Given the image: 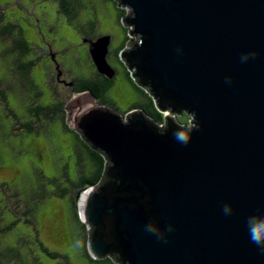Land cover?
<instances>
[{"label": "water", "instance_id": "water-1", "mask_svg": "<svg viewBox=\"0 0 264 264\" xmlns=\"http://www.w3.org/2000/svg\"><path fill=\"white\" fill-rule=\"evenodd\" d=\"M116 1L136 37L122 59L164 122L91 92L67 104L69 126L107 161L80 203L91 257L264 264V0ZM111 39L88 44L113 79ZM185 112L191 125L171 117Z\"/></svg>", "mask_w": 264, "mask_h": 264}, {"label": "rangeland", "instance_id": "rangeland-1", "mask_svg": "<svg viewBox=\"0 0 264 264\" xmlns=\"http://www.w3.org/2000/svg\"><path fill=\"white\" fill-rule=\"evenodd\" d=\"M86 1L80 8L82 21L79 19L78 22L86 23L95 10L98 21L96 34L111 36L108 61L116 71V85L108 91L107 97L116 101L118 113L126 114L132 107H141L146 103V99L130 81L128 76L130 72L125 64L115 57V53L126 40V29L129 33L133 26H123L122 19L120 21L118 11L112 2ZM121 9L127 11V8ZM0 11L5 21L11 20L21 27L26 40L33 48L30 54L21 60H37L31 72V79L36 84V91L41 92L42 96L36 105L38 103L47 105L62 100L66 103L64 107L66 111L67 104L78 96L71 88L57 82V73H59L57 78L64 76L68 84L73 78H89L92 73L89 62L91 59L79 56L85 53L89 44L87 40L81 44L76 33L78 22L70 24L64 16L58 15L53 0H0ZM127 15L128 12L125 17ZM3 26L4 23L0 24V91L7 93L8 107L0 98V215L4 208H7L14 214L16 220L19 218L23 220L29 204L36 207L37 221L34 225L19 222L12 230V235H5L2 240H8L7 243L11 244V247L17 243L24 253L25 247L20 244L21 235L32 249L37 248L35 240L38 235L41 237L39 240L41 242L44 240L51 251L66 256L70 264H98L91 263L84 257L78 229L70 219L69 201L54 195L55 187L48 182V179H57L62 185L65 184L63 173L67 171L69 176L74 178L80 171L82 163L88 161L75 135L64 130L59 120L60 116L54 121L41 118L40 122L36 123L39 126L38 130H41L38 133L14 132L16 119L11 115L7 116L9 110H12L20 122L32 120L28 109L33 103L34 96L22 84L19 75L13 72V68L22 61H17L19 51L14 42L16 36L3 33ZM129 37L130 41H136V37L130 35ZM126 49L127 46L124 50ZM52 52L55 53V59L59 64L57 66H52L49 58ZM76 57L80 59L76 60ZM131 79L136 84L132 77ZM50 84L55 86L53 92ZM171 117L179 123L186 121L188 125L192 123V117L187 113L171 114ZM84 192L79 197V209ZM7 218L10 221L8 215ZM1 227L5 228L6 223L0 222ZM53 230L61 235L57 241L51 237ZM36 253L41 257L43 264L59 262L44 256L39 249Z\"/></svg>", "mask_w": 264, "mask_h": 264}, {"label": "trees", "instance_id": "trees-1", "mask_svg": "<svg viewBox=\"0 0 264 264\" xmlns=\"http://www.w3.org/2000/svg\"><path fill=\"white\" fill-rule=\"evenodd\" d=\"M55 2V9L57 10L58 15L64 16L66 20L73 24L76 21L82 19L80 8L82 3H86V0H53ZM104 2H112L114 4L115 9L118 11L120 21L124 18V16L127 14V11L125 9H121L118 7V4L116 0H101ZM5 17L3 13L0 11V24L4 23L3 26V33L10 34L12 36H16V39L14 40L16 44V48L19 51L18 56L19 59L17 61H20L21 58L25 57L26 55L30 54V52L33 50L31 45L28 43V41L25 38L24 31L21 29V27L11 20L5 21ZM82 21V20H81ZM78 22L76 27V33L79 35V39L84 42L83 39L80 38H86L87 42L89 40H96L97 38L101 37L96 34V29L98 25L96 11L94 10L90 19L85 22ZM127 37L125 42L122 44L121 48L115 53V57L125 64L126 63L122 59V52L124 48L127 46L128 41H130L128 29H126ZM112 40V39H111ZM85 43V42H84ZM109 54H110V47H109ZM109 54L107 56V60H109ZM81 55V56H80ZM80 57L85 56V59H91L89 62L91 63L92 73L89 78L81 77L77 80L78 86L75 89L74 94L79 95L81 93L91 92L94 96H96L98 102L103 105L112 108L113 110L117 111L116 108V101H114V104L112 105L111 102L107 99L108 91L111 87V81L107 79L108 77L106 75L101 74L92 58L89 52V48L86 49L84 54H79ZM76 57V60L80 59ZM49 58L51 59L52 66L59 65L55 59V54L52 53ZM41 58H38L40 60ZM22 61V60H21ZM109 62V61H108ZM21 64L13 68V72L19 75V78L21 79L22 84L27 88L29 92H31L34 96L33 103H31V107L29 109V114L32 116V120H29L26 123L20 122L17 115L12 111L9 110V113H7V116L10 115L15 118V127L13 129L14 132L24 131L27 133H33V132H40L39 126L36 125V123L41 118H45L50 121L56 120L59 116V120L61 121V125L64 128V130L71 132L75 135V138L77 139V142L80 146V148L83 149L85 156L87 158L86 163H82L80 171L75 175L74 178L70 177L68 172L63 173V178L65 179V184L62 185L60 181L57 179H48L49 185H53L54 191L53 194L58 196L59 198L67 199L69 201V207H70V219L72 222L75 223L78 232H79V239H80V245L82 249V253L84 257H86L91 263H98V264H118L111 258H107L104 260H94L89 251H88V240H89V233L86 224L82 221L80 217L79 212V197L80 194L83 191L88 190L90 187L97 185L102 181L104 178V172L106 169V158L99 152L93 150L86 142L82 139L80 134L73 130L66 118V111L64 109L66 103L62 100H56V102L53 101L52 104L47 105H41L38 103L36 105L37 101L42 96L41 92L36 91V84L31 79V72L34 68V66L37 63V60H27L20 62ZM110 64V63H109ZM114 69V68H113ZM127 70L128 67H127ZM130 72V71H129ZM95 73V74H94ZM59 75V73H58ZM131 72L128 73V76L130 78V81L135 86L136 90L139 91L144 99H146V103H144L141 107H132L130 111L133 109L139 108L147 112L149 116H151L152 119H155L158 124L162 125L164 122V115L162 113H159V111L156 109L154 99L151 97L148 91H146L145 88L140 87L139 85H136L134 81L130 77ZM0 98L3 100V102L6 103V107H8L7 104V93L0 91ZM186 113V112H185ZM183 113V114H185ZM125 115V114H123ZM188 115V114H187ZM179 121V117L177 118ZM184 124H188V121L183 122ZM182 123V124H183ZM18 196L17 194H14ZM14 197V196H12ZM28 208L25 211V214L23 215L24 219L16 220L14 214L12 212H9L7 208H4V212L0 215V222L3 221V223H6V227L0 228V264H43V261L41 260V257L37 256V249L41 251V253L52 259V260H58L59 262L55 264H70L69 259L64 256L60 255V253L51 251L49 247L46 245L44 240L42 242L39 240V237L37 235V238L35 240V244L37 248L32 249L27 243L25 242V237L21 235V246L25 247V252L23 253L22 250L18 247V244L14 247H11V244H8V240H2L5 235H12V230L16 228V226L19 224V222L24 221L26 225H34L36 224L37 217L35 214L36 207H31L29 204H27ZM7 215L10 217V221H8ZM58 232H55L53 230V233H51V237L54 241H57L59 239L60 234H57ZM4 235V236H2ZM41 238V237H40ZM26 245V246H25ZM15 248V249H13ZM4 251V252H2ZM27 252V254H26ZM40 260V261H39ZM38 262V263H37ZM48 264V263H47Z\"/></svg>", "mask_w": 264, "mask_h": 264}, {"label": "flooded vegetation", "instance_id": "flooded-vegetation-1", "mask_svg": "<svg viewBox=\"0 0 264 264\" xmlns=\"http://www.w3.org/2000/svg\"><path fill=\"white\" fill-rule=\"evenodd\" d=\"M80 38L81 39H83V40H85L86 41V38H82L81 36H80ZM84 44V42H82V40H81V44ZM53 53V52H52ZM55 54V53H54ZM51 55V54H50ZM59 71V70H58ZM95 74V73H94ZM57 76H58V73H57ZM57 76H56V80H57V82L58 83H61V84H63L65 87H69V88H71V90H72V92H75V89H76V87L78 86V83H77V80L79 79V78H73V79H71V81L69 82V84H68V82L66 81V79H64V76H61L60 78H57ZM115 77H116V75H115ZM115 77L113 78V79H109V78H107V79H109L110 81H111V87H110V89L114 86V85H116V80H115ZM51 86V91L53 92V90H54V88H55V86L53 85V84H50ZM109 89V90H110ZM107 99L109 100V102H111L112 103V105L114 104V101H112L111 99H109L108 97H107ZM29 110V109H28Z\"/></svg>", "mask_w": 264, "mask_h": 264}]
</instances>
